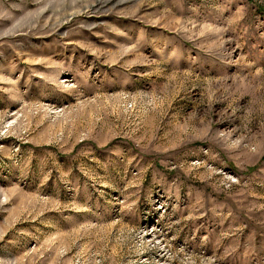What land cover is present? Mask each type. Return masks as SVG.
<instances>
[{"label":"rangeland","instance_id":"1","mask_svg":"<svg viewBox=\"0 0 264 264\" xmlns=\"http://www.w3.org/2000/svg\"><path fill=\"white\" fill-rule=\"evenodd\" d=\"M0 264H264V0H0Z\"/></svg>","mask_w":264,"mask_h":264}]
</instances>
